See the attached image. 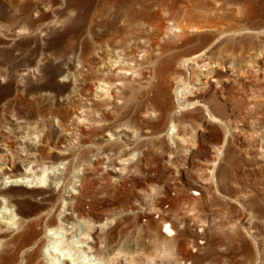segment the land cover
<instances>
[{
	"label": "rangeland",
	"instance_id": "374dc122",
	"mask_svg": "<svg viewBox=\"0 0 264 264\" xmlns=\"http://www.w3.org/2000/svg\"><path fill=\"white\" fill-rule=\"evenodd\" d=\"M4 191L73 200L100 264H264V0H0Z\"/></svg>",
	"mask_w": 264,
	"mask_h": 264
},
{
	"label": "bare ground",
	"instance_id": "6f19581e",
	"mask_svg": "<svg viewBox=\"0 0 264 264\" xmlns=\"http://www.w3.org/2000/svg\"><path fill=\"white\" fill-rule=\"evenodd\" d=\"M125 5L129 4L125 1V4L121 5L120 8L123 11L124 8H129V6ZM120 14L123 16L124 23H135L134 26L129 25L130 28L140 26L141 24H145L146 22L141 21L142 19L140 20V18H136L133 16H130V22L123 13ZM148 40L149 39L146 38L143 41ZM154 46L156 48H159L161 52H165L168 50V48L160 47L157 42L153 44V47ZM150 52H153V50L151 49ZM200 56H202V54L184 58L182 60L183 66H188L189 63L192 62V60L196 62L195 60L197 58H200ZM151 59L152 66L150 71H148L151 79L157 78V80H160L161 82H164L166 80L174 81L175 95L183 98L185 96V90L182 86L183 81L182 77L178 74L179 71L174 67L173 57L170 56L167 61L160 65L156 64L157 59ZM151 79L149 80V82L151 81ZM197 105L202 104L198 103L196 99L192 101H181L180 103H177V107H179L180 110H184L186 106H189L188 108H190ZM174 128L175 125L174 123H172L170 128L171 131L174 130ZM175 136L177 138L180 137L178 134ZM215 165L216 161H214L213 159H210V161L206 163L205 170L208 174H211L210 176L214 174ZM45 171L46 169L44 168L42 174H40L39 176V181L44 178L43 176L45 174ZM54 182L57 183L56 181ZM20 184L22 186H27V183L24 182H21ZM13 191L2 192L3 194L6 193V203L3 205V208L6 210H4L3 214L0 216V264L101 263L99 258L95 257V255L91 253L92 246L89 244V230H91L90 228L93 227V223L83 219V217L81 216L82 214L80 215V213H75L77 208L75 205H73V200L67 202L63 201L64 203L69 205V212H65V210H57L53 206H40L38 207V211L30 214L27 210H22L19 206V203L13 200V196H15V192ZM75 194H77V191L75 189H71L70 194L68 195L69 200H71L72 196H75ZM31 196L34 197L35 193L31 194ZM70 213L76 215L80 219L78 221L76 220V222L66 223V214ZM101 225L102 224L100 223L96 224V226L99 227ZM3 230L7 231L8 233L1 235V232ZM163 231L166 234H174L175 232L171 228L169 223L164 224Z\"/></svg>",
	"mask_w": 264,
	"mask_h": 264
}]
</instances>
